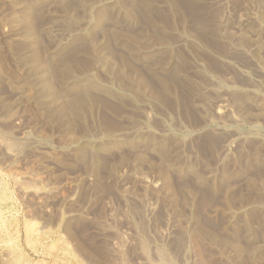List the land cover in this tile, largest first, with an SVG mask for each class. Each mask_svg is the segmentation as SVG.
<instances>
[{
  "label": "rangeland",
  "instance_id": "rangeland-1",
  "mask_svg": "<svg viewBox=\"0 0 264 264\" xmlns=\"http://www.w3.org/2000/svg\"><path fill=\"white\" fill-rule=\"evenodd\" d=\"M101 1L104 5L120 1L123 7L131 3V0H97L96 5ZM133 1V20L123 13H113L102 23V28L106 29L114 21L120 39L125 43L130 41L129 45L135 49L140 48L141 35L153 37L151 47L155 52L149 58L151 61L167 58L170 52L176 59L182 57L181 75L170 80L185 99L179 111L153 103L145 107L144 113L133 112L132 116L128 117V113L126 116L122 103H127L131 95L143 96L144 93L137 90L134 93L138 87L132 76L118 74L122 71L119 57L128 56L133 66L142 68L145 80L152 79L149 87L159 90L154 71L143 65L146 59L134 60L133 53L122 41L112 37L109 46L117 60L111 66L96 63L88 55L76 54L81 41L72 42L68 36V29L77 26L63 17L69 10L62 0H0V142H3L0 143V264L16 263L19 257L24 264H197L193 247L188 246L186 254L183 253L180 238L188 220L187 204L192 202L193 205L195 202L202 235L205 237L211 231L200 244L207 263L264 264V108L256 110L251 104V101L264 104V75L254 70L249 64L250 57L244 53L227 59L246 75L223 60L232 51L230 44L237 42L231 37L228 40L227 27L240 13L249 10L257 17L262 16L264 22V0ZM30 4L33 5L30 7ZM78 9L81 11V5ZM25 13H30L29 27L21 22ZM156 24H162L164 29ZM85 25L91 27L90 23ZM261 29L258 41L261 40L263 46L254 58L264 71V28ZM161 35L167 40L164 48L156 42L153 44ZM240 42L249 45L245 39ZM33 52L39 55L42 64H52L63 55L76 61V70L56 72L67 85L75 81L73 75L83 77L91 67L90 72L95 71L94 76L99 80L98 86L103 84L113 92L118 90L123 100L119 107L122 112L108 110V105L118 104L116 97L99 93L95 87L88 92L102 98L105 104L101 105L104 108L98 107L97 115L95 110L90 113L86 107L88 113L80 120L74 117V121L68 122L54 116L53 119L47 112L50 97L30 78L33 67L24 63ZM98 65L100 72L97 73ZM168 71L164 73L169 80L172 72ZM214 80L230 82L231 89L215 91L219 87ZM53 83L60 92L64 88L58 80ZM123 84L133 85L135 89L132 86L125 89ZM205 86L210 90L204 92ZM243 89H248V96ZM222 94L234 121L223 117L225 125L219 134H197L199 112L204 109L208 110L206 113L212 112L213 101ZM146 96L151 99L149 94ZM113 105L109 107L112 109ZM147 120L155 132H158L155 127L162 125L171 128L169 135L164 136L169 138L165 143L154 146L130 134L131 125L142 126L141 121L146 123ZM154 136L156 140L161 138L157 133ZM108 140H118L121 144L100 150L96 168L77 153L79 148L90 152L94 144ZM226 144L227 151L220 155ZM9 145L15 146L13 156L5 150L11 148ZM163 163H168L167 180L159 171ZM187 165L196 167L208 179L215 177L218 189L210 193L205 184H198L193 172L186 171L184 166ZM139 177L148 185L140 186ZM231 239L245 248L241 254L227 245Z\"/></svg>",
  "mask_w": 264,
  "mask_h": 264
},
{
  "label": "bare ground",
  "instance_id": "bare-ground-1",
  "mask_svg": "<svg viewBox=\"0 0 264 264\" xmlns=\"http://www.w3.org/2000/svg\"><path fill=\"white\" fill-rule=\"evenodd\" d=\"M23 1V0H22ZM33 1V0H32ZM217 3H220L221 0H216ZM21 2V1H20ZM104 1H101L99 5H96L97 0H73V2L70 1H66L62 0V3L65 7V9L67 8L69 10L68 13L63 14V17L66 18L67 20L72 21V23H76L75 25L77 26L76 28H70L68 29L70 31V34L68 35L69 37H71V41L72 42H77L81 41L80 46H78L76 48V54H81V55H88L87 57H89L92 60H95L94 62H103V63H107L108 66L113 65L116 62V57L114 58V52L111 49V47L109 46V39L110 37H112L113 39H117L122 41L120 39V36L118 35V33L115 31V28L113 26V22L111 23L110 26H108L106 29L102 28V23L104 21H106L107 19L111 18V16L114 15H118L120 13L125 14V16H127L129 18V20H133L134 16H133V0H131L130 4L123 7V4L120 1H116L115 3H109V2H105L106 5L103 4ZM187 2V1H186ZM26 3V1H25ZM35 3V1H34ZM28 4V3H27ZM14 5V4H13ZM33 4H30V7ZM82 7L81 11L78 9L79 7ZM146 5V4H145ZM247 5V4H246ZM15 6V5H14ZM21 9V8H20ZM64 9V11H66ZM248 9V8H247ZM25 12V11H24ZM34 12V11H32ZM82 13V14H81ZM258 13V12H257ZM32 15V14H31ZM87 18H86V17ZM118 17V16H117ZM262 16L257 17L256 13L249 10V11H243L242 13H240L237 17V19L231 23L227 28L229 29V38L228 40H231L230 37L234 40V38L237 40V43H231V50L229 52L228 55L223 57V60L225 61V63H228L229 65L233 66L237 68L240 73L245 74V72L236 67L235 63H230L229 62V57L232 58L235 54H245V56H249L251 59V62L249 63L254 70H259L263 75H264V71L263 68L260 64V62L254 58L255 54L259 55V50L261 49V47L263 46V44H261L258 39L260 38L259 34L261 33L259 30L261 29V31L264 28V22L261 19ZM114 19L116 17H113ZM112 18V19H113ZM113 19V20H114ZM264 19V18H263ZM21 22L25 23V25H27L29 27V25L31 26V17H30V13L28 14H24L21 18ZM152 22V21H151ZM67 23V22H66ZM86 23H90L91 27H86ZM255 24H257L258 26H260V29L257 28V26L255 27ZM24 25V24H22ZM24 25V26H25ZM85 25V26H84ZM162 30V24L158 25ZM42 26V25H41ZM52 27V26H51ZM54 28V27H53ZM69 28V27H67ZM29 29V28H28ZM50 29V28H49ZM58 29V28H57ZM164 29V28H163ZM66 30V29H65ZM227 30V29H225ZM61 31V29L59 30ZM100 32V35H97L96 33ZM177 32V31H176ZM68 33V32H66ZM141 40H138V45L140 46V48L135 49L133 47H131L129 45V42L127 40L128 43H125L124 41H122V45L127 47L126 49H129L133 54H131V57H133V59L136 61L142 60V59H146V63H144V66H148L149 70H152L154 72L153 76L157 79L158 83H159V90H153L149 87L151 80H145V77L143 75L142 68H140V66H133L131 64V62L129 61V59L127 58L128 56L124 55L119 57L120 63H121V68L122 71H118V74L124 73L125 75H129L132 76V78L134 79V84H136V86L138 87L137 89L134 88L133 85H130L129 87H127L125 84L124 87L131 89L132 87L135 89L134 93H137V91H142L144 93V95L142 96L140 93L139 95H131L130 93V97H128L129 99L128 102L126 103H122L123 100L122 96L119 95V92L117 91H112L110 88L104 86L103 84L100 86H98V78L96 76H94L95 71H92L91 67L88 68L87 74L83 77L80 76H76L73 75L75 77V81L70 82L68 85L66 83H62V81L60 80V78L58 77V75H56V72H58V70L61 71H67L69 68H74V65H78V63L76 61L75 64L73 62V60L71 61V59H69L68 55H66L65 57L61 56L58 59H56V61L52 64H42L41 61H39V55H37V53L33 52L31 53L30 57L25 58L24 63L25 64H29L30 66H32V71L30 74V78H32L33 82H35L38 85V89L41 90L43 93H45L46 96L50 97L47 99V103L49 106H47V112L49 114H52V117L54 116L55 118H60V119H66V121L68 122H72L74 121V117L79 118V120L81 118H84L86 116V113H88L86 111V109L89 108L90 113L93 112L95 110V114L97 115V111L100 112L99 110V106L103 105V99L98 97V96H94L92 94H90L88 92V90L92 91V88L97 89V91H99V93L101 92L102 94H107L110 97L113 96V98L116 97L118 104H114L112 103V101H110L112 104L108 105V110L112 111V112H122L121 108H119L122 103V105L124 104L126 107V110L124 112H126V116L127 113L129 114L128 117H130L131 114H133V112H141L144 113L145 107L147 105H150L153 103H157L159 105H161V107H170V109H174L176 111H179L182 108V105L185 103V99L184 96H181V94H179V92L176 90V87L174 85V83L172 84L170 82V80H174L175 78H177L178 76L181 75V70L179 69L181 66V60L182 57L176 59L177 56H175V54H173L172 52H170V54H167V58L161 59L159 61H151L149 58L150 56L154 55V52L152 47H151V37L147 36V35H141ZM36 38V37H35ZM243 39L246 40V42L249 43V45H245L243 43L240 42V40L242 41ZM33 41V38L31 39ZM59 40V39H58ZM146 40V45L144 44V41ZM166 37L161 35V37H157L153 40V44L154 42H156V44H159V46L161 47H165L167 46L165 43ZM263 42V41H262ZM35 43V41H34ZM54 43V42H53ZM57 43V42H56ZM10 44V43H9ZM32 44V42H31ZM62 44V43H61ZM64 44V43H63ZM70 44V42H69ZM53 45V44H52ZM50 45V46H52ZM172 45V44H170ZM13 46V45H12ZM10 46V47H12ZM49 46V47H50ZM134 46H136L134 44ZM157 46V45H156ZM169 46V45H168ZM188 46V45H187ZM56 47V46H55ZM71 47V46H70ZM69 47V48H70ZM73 47V46H72ZM76 47V46H75ZM63 48V46H62ZM34 49V48H33ZM52 49V48H51ZM54 49V48H53ZM52 49V50H53ZM9 50V49H8ZM51 50V53H52ZM67 50V49H66ZM65 50V51H66ZM72 50V49H71ZM12 51V50H11ZM30 51V50H29ZM229 51V50H228ZM9 52V51H8ZM28 52V51H27ZM56 52V50H55ZM128 52V51H127ZM42 53V52H41ZM50 53V54H51ZM59 53V52H57ZM12 54V53H11ZM45 54V53H44ZM178 54V53H177ZM49 55V54H48ZM73 55V54H71ZM77 56V55H76ZM148 56V57H147ZM261 56V55H260ZM15 57V56H14ZM82 57V56H81ZM130 57V56H129ZM72 58V57H71ZM75 58V57H74ZM228 58V59H227ZM260 58V57H259ZM47 59V58H46ZM77 59V58H76ZM80 59V58H79ZM116 59V60H115ZM78 60V59H77ZM80 61V60H78ZM87 61V59L85 60ZM50 62V61H49ZM53 62V60H52ZM90 62V61H89ZM236 62V61H234ZM93 63V62H92ZM185 63V62H184ZM238 63V62H237ZM81 64V63H80ZM94 64V63H93ZM92 64V66H93ZM151 64V65H150ZM240 64V63H239ZM263 64V63H262ZM85 65V64H84ZM83 65V66H84ZM90 65V64H88ZM199 65V64H198ZM87 66V65H86ZM103 66V65H102ZM115 66V65H114ZM119 66V65H118ZM249 66V65H248ZM142 67V66H141ZM81 68V67H80ZM95 68V67H94ZM251 68V67H250ZM82 69V68H81ZM96 72H100V65L96 66ZM110 69H112V67H110ZM76 70V69H75ZM78 70V69H77ZM108 70V69H107ZM114 70V69H113ZM116 70V69H115ZM171 71L172 73L170 74L172 76V78H169L168 80V76L166 77L165 75V71ZM211 70V69H210ZM73 71V70H71ZM109 71V70H108ZM168 71V72H169ZM258 71V72H259ZM257 72V73H258ZM30 73V72H28ZM70 73V72H69ZM80 73V72H79ZM86 73V72H85ZM84 73V74H85ZM117 73V72H116ZM115 73V74H116ZM78 74V73H77ZM101 74V73H99ZM206 74V73H205ZM213 74V72H212ZM26 75V74H25ZM28 75V74H27ZM65 75V74H64ZM83 75V74H82ZM97 75V74H96ZM68 76V75H67ZM120 76V75H119ZM170 76V77H171ZM208 76V75H207ZM227 76V75H225ZM242 76V75H241ZM25 77V76H24ZM23 77V78H24ZM72 77V76H71ZM73 77V78H74ZM102 77V76H101ZM104 77V76H103ZM102 77V78H103ZM106 77V76H105ZM221 77V76H219ZM245 77V76H244ZM264 77V76H263ZM15 78V77H14ZM29 78V79H30ZM63 78V76H62ZM118 78V77H116ZM124 78V77H123ZM110 79V78H109ZM121 79V78H120ZM125 79V78H124ZM130 79V78H129ZM148 79V78H147ZM212 79V78H210ZM24 80V79H23ZM54 80H58L59 83H62V85L64 86V88L62 89V91L60 92V90H58L57 88L54 87ZM102 80V79H101ZM108 80V79H106ZM213 80V79H212ZM216 81V85H218L219 88H217V92L224 90V89H231L230 88V82H223V81H219V80H214ZM259 81V80H257ZM67 82V81H66ZM127 82V79H126ZM129 82V81H128ZM2 83V82H1ZM26 83V82H25ZM106 83V82H105ZM133 83V82H132ZM153 83V82H152ZM212 83V82H211ZM224 83V84H223ZM29 84V83H28ZM121 84V83H120ZM119 84V85H120ZM35 85V84H34ZM118 85V83H117ZM56 86V85H55ZM132 86V87H131ZM252 87L255 85H251ZM28 87V86H27ZM59 87V86H58ZM131 87V88H130ZM232 87V86H231ZM30 88V87H29ZM28 88V89H29ZM212 88V87H211ZM124 89V88H123ZM221 89V90H220ZM58 90V91H57ZM122 90V88H121ZM133 90V89H132ZM137 90V91H136ZM210 90L209 87L207 88V86L203 87V91H207ZM128 91V90H127ZM227 91V90H224ZM248 89H243V93H245L248 96ZM253 91V90H252ZM251 91V92H252ZM129 92V91H128ZM127 92V93H128ZM133 92V91H132ZM146 92V93H145ZM254 92V91H253ZM95 93V91H94ZM125 93V92H124ZM32 94V93H31ZM122 94V93H120ZM147 94L150 95L151 99L146 96ZM125 95V94H124ZM123 95V96H124ZM225 94L222 95H218L219 98L217 97L214 101H213V109L212 112L210 111L209 113H206L207 111L204 109L203 111L199 112L198 117H200V120L197 121V134H209V135H215V134H219V132L223 129V117L224 118H228L231 121H234L232 117L233 115H230V108H228V104L226 99L224 98ZM108 97V96H107ZM145 97V99H144ZM190 98V97H189ZM112 99V98H111ZM247 99V98H246ZM114 100V99H113ZM109 101V100H108ZM184 101V102H183ZM247 101V100H246ZM191 102V100H190ZM189 102V103H190ZM253 102V103H251ZM250 103L253 104L255 106L256 110H262L264 108V104L262 102H254L251 101ZM88 104V105H87ZM108 104V103H106ZM212 104V103H211ZM105 105V104H104ZM103 105V106H104ZM112 106V109L109 106ZM150 105V106H152ZM158 105V106H159ZM252 105V106H253ZM103 106H101L102 108H104ZM185 106V105H184ZM88 107V108H86ZM149 107V106H148ZM167 107V108H168ZM244 107V106H243ZM106 108V109H107ZM204 108V107H203ZM230 109V110H229ZM254 109V108H252ZM196 110V109H195ZM242 110V109H241ZM170 111V110H169ZM200 111V110H199ZM39 112L41 113V109H39ZM188 112V111H187ZM85 113V115H84ZM80 114V115H78ZM114 114V113H113ZM112 114V115H113ZM116 114V113H115ZM150 114V113H148ZM234 114V113H233ZM243 114V113H242ZM117 115V114H116ZM143 115V114H142ZM92 116V115H90ZM115 116V115H114ZM132 116V115H131ZM134 116V115H133ZM53 117V119H54ZM97 117V116H96ZM95 117V118H96ZM109 117V116H108ZM117 117V116H116ZM155 117V116H154ZM102 118V116H101ZM119 118V117H118ZM124 118V117H123ZM110 119V118H109ZM112 119V117H111ZM100 120V119H99ZM120 120V119H119ZM226 120V119H225ZM84 121V119H83ZM88 121V119L86 120ZM93 121V120H92ZM102 121V120H101ZM104 121V120H103ZM111 121V120H110ZM117 121V120H115ZM128 121V120H127ZM18 122V121H17ZM85 122V121H84ZM83 122V123H84ZM99 122V121H97ZM109 122V120H108ZM136 122V121H135ZM103 122H101L102 124ZM130 123V122H128ZM132 123V122H131ZM142 126L140 125H131L128 129H130V134L132 136H139L143 141H148L149 143H152V145L157 146V144H162L165 143L169 138L168 137H164V136H168L169 133L168 131H171V128L169 126H163L162 127H155V129H158V132H155L152 128V124L150 123V120H147L146 123L142 122ZM226 123V122H225ZM242 123V122H241ZM11 124V123H10ZM93 124V123H92ZM96 124V122H95ZM113 124V123H112ZM254 124V123H253ZM86 125V124H85ZM104 125V124H102ZM128 125V124H127ZM225 125V124H224ZM99 126V125H98ZM106 126V125H105ZM109 126V125H108ZM112 126V125H111ZM124 126V125H123ZM122 126V127H123ZM84 127V126H83ZM86 127V126H85ZM93 127V126H92ZM96 127V126H95ZM100 127V126H99ZM98 127V128H99ZM107 127V126H106ZM109 128V127H108ZM124 128V127H123ZM173 128V127H172ZM103 129V127H102ZM100 129V130H102ZM236 129V128H235ZM248 129V128H247ZM109 130V129H107ZM175 130V129H174ZM15 131V130H14ZM85 131V130H84ZM97 131V130H95ZM127 131V130H126ZM178 131V130H177ZM181 131V130H180ZM256 130H254L255 132ZM88 132V131H86ZM158 134L161 138L159 140L155 139V134ZM174 133V132H173ZM89 134V133H88ZM98 134V132H97ZM95 133V136L97 135ZM116 134V133H115ZM124 134V133H123ZM85 135V134H84ZM94 135V134H93ZM92 135V136H93ZM129 135V133H128ZM126 135V136H128ZM130 135V136H131ZM171 135V134H170ZM225 135V134H224ZM250 135V134H249ZM123 136V135H122ZM172 136V135H171ZM206 136V135H205ZM97 137V136H96ZM101 137V136H100ZM86 138V137H85ZM103 138V137H102ZM122 138V137H121ZM138 138V137H137ZM159 138V137H158ZM80 139V138H79ZM101 139V138H100ZM136 139V138H135ZM252 139V138H251ZM127 140V138H126ZM207 140V139H206ZM211 141V139H209ZM233 140V139H232ZM8 141V140H7ZM85 141V140H84ZM90 141V140H88ZM229 141V140H228ZM2 142V141H1ZM0 142V143H1ZM97 142V141H95ZM114 142V143H113ZM194 142V141H193ZM3 143V142H2ZM27 143V142H26ZM93 143V142H92ZM127 143L132 144L130 141H127ZM116 144H121V141L118 140H113V141H109L107 143L105 142H98L96 144H94V146L92 147V149H90V152H87V150H84V148H79V150L77 151V153H79V155L83 158H86L89 162H91V164L96 168L98 163H99V157L97 156L100 152V150L102 149H107L108 147L112 146V145H116ZM125 144V143H124ZM7 145V144H6ZM83 145V144H82ZM89 145V144H88ZM151 145V146H152ZM168 145V144H167ZM11 146V145H9ZM152 146V147H154ZM212 146V145H211ZM2 147V146H1ZM8 146H6L7 148ZM13 145L11 146V148H7L5 150H8L7 153L10 156L15 155V150L13 148H15V146L13 147ZM81 147V146H80ZM84 147V146H83ZM150 147V146H149ZM161 147V146H160ZM207 147V146H206ZM221 148V147H220ZM27 149V148H26ZM88 149V148H87ZM228 149V144H226L225 146L222 147L221 151H220V155L224 154L225 151H227ZM109 150V149H108ZM89 151V150H88ZM99 152V153H98ZM164 153V152H163ZM6 154V153H5ZM4 154V155H5ZM7 155V154H6ZM33 155V154H32ZM100 155V154H99ZM141 155V154H140ZM163 155V154H162ZM219 156V155H218ZM137 157V156H136ZM220 157V156H219ZM12 158V157H11ZM34 158V157H33ZM168 163H163L162 166H159V171L161 172L162 176L166 178L167 180V165ZM186 171L187 170H191L193 172V174L195 175V179L198 182V184L202 185L205 184L207 190L210 193L215 192L218 187H219V182L215 181V177L208 179L209 177H205L202 173H200V171L196 170V167L192 166V165H187L184 166ZM181 169H183L182 167H179ZM97 170V169H96ZM95 170V171H96ZM166 170V171H165ZM94 171V170H93ZM185 171V172H186ZM127 172V171H126ZM212 173V172H210ZM206 174V173H205ZM94 175V174H93ZM212 176V175H210ZM138 178V177H137ZM96 180V179H95ZM94 180V181H95ZM136 180V179H135ZM138 180V179H137ZM2 181V180H1ZM98 181V180H97ZM139 185L141 186H146L148 185V183L143 179V177H139ZM1 183V182H0ZM115 184V183H114ZM197 184V183H196ZM221 185V184H220ZM128 186V185H127ZM126 187V186H125ZM101 188V187H100ZM122 188V187H121ZM202 188V187H201ZM135 189V188H134ZM229 189V188H228ZM226 189V190H228ZM129 190V189H128ZM132 190V189H131ZM188 190V189H187ZM123 192L125 190H122ZM206 191V190H205ZM132 193V191H130ZM2 193V192H1ZM0 193V194H1ZM26 193V192H25ZM129 193V192H128ZM130 194V193H129ZM230 194V193H229ZM4 195V194H3ZM2 196V194H1ZM10 196V195H9ZM132 196V195H131ZM138 196V195H137ZM229 196V195H228ZM195 197V193L192 196V198ZM201 197V196H200ZM1 198V197H0ZM203 198V197H202ZM230 198V197H229ZM3 199V198H2ZM11 199V198H10ZM53 200V199H52ZM190 200V199H189ZM191 201H195L191 200ZM204 201V200H203ZM210 201V200H209ZM1 202V201H0ZM226 202V201H224ZM203 204V203H202ZM204 204H206V201H204ZM187 208L189 210V215L188 217H186V219L188 218V220H186V226L183 227L182 231V235L180 236L181 238V245H182V251L183 253L186 254V252L188 251L187 247L188 246H192L194 249V254L196 257V261L197 264H209L207 263V261L205 260V256L202 254V249L200 247L201 244V239L205 238L206 236L211 234V231H209L210 234H207L204 237V234L202 235L201 231L199 230V224H198V219L199 217L197 216L196 212H195V202L193 205V202L191 204H187ZM215 205V204H214ZM78 206V205H77ZM206 206V205H204ZM202 206V208L204 207ZM200 207V206H199ZM205 208V207H204ZM217 208V207H216ZM225 210V209H224ZM232 210V209H231ZM230 210V211H231ZM152 211V210H151ZM228 211V210H227ZM224 212V211H223ZM2 213V210L0 209V215ZM76 213V212H75ZM77 214H79L77 212ZM12 215V214H11ZM74 215V214H73ZM72 215V216H73ZM256 215V214H255ZM71 216V215H70ZM79 216V215H78ZM248 216V215H247ZM5 217V216H4ZM233 217V216H232ZM249 217V216H248ZM3 218V217H2ZM7 218V217H6ZM13 218V217H12ZM1 219V218H0ZM228 220V219H227ZM226 220V221H227ZM12 221V220H11ZM245 221V220H244ZM250 221V220H248ZM1 222V221H0ZM201 222V221H200ZM2 223V222H1ZM11 223V222H10ZM246 223V222H245ZM4 224V223H3ZM6 226H10V225H6ZM5 226V227H6ZM201 226V224H200ZM225 226V225H224ZM236 226V225H235ZM245 226V225H244ZM252 226V225H251ZM2 227V225H1ZM70 225H67V229H69ZM102 227V226H101ZM204 227V226H203ZM203 227L201 229H203ZM5 229V228H4ZM30 229V228H28ZM99 229V228H98ZM102 229V228H101ZM206 229V228H205ZM223 229V228H222ZM228 229V228H227ZM27 230V229H26ZM31 230V229H30ZM40 230L37 228V231ZM43 230V229H42ZM41 230V231H42ZM66 230V229H65ZM70 230V229H69ZM100 230V229H99ZM103 230V229H102ZM204 230V229H203ZM3 231V230H2ZM6 231H8L6 229ZM37 231L35 232L37 234ZM208 231V230H207ZM206 231V232H207ZM226 231V230H225ZM1 232V231H0ZM39 232V231H38ZM68 232V231H67ZM31 233V232H30ZM34 233V235H35ZM103 233V232H102ZM205 233V232H204ZM223 233V232H222ZM229 233V232H228ZM12 234V233H11ZM217 234V233H216ZM224 234V233H223ZM227 234V233H226ZM225 234V235H226ZM10 235V234H9ZM8 235V237H9ZM13 235H14V231H13ZM7 237V238H8ZM6 238V239H7ZM212 238H216L214 235H212ZM1 239V237H0ZM12 239V238H11ZM32 241H35V239L31 238ZM10 241V237L8 239ZM7 240V241H8ZM179 240V239H178ZM205 240V239H204ZM210 240V239H209ZM213 240V239H212ZM246 240V239H245ZM207 241V240H206ZM215 241V240H214ZM213 241V242H214ZM237 240H230L229 242H227V245L231 246L232 249L235 250V252L238 254H241V252L243 251L242 249H245L241 246L240 243H238ZM248 241V240H247ZM205 242V241H204ZM211 242V241H210ZM6 243V242H5ZM41 243V242H40ZM183 243V244H182ZM256 243V242H255ZM10 244V243H9ZM224 244V243H223ZM80 245V244H79ZM241 246V247H240ZM248 246V245H247ZM252 246V245H251ZM144 247V246H143ZM249 247V246H248ZM247 247V248H248ZM106 248V247H105ZM246 248V249H247ZM180 249V248H179ZM204 250V249H203ZM66 251V250H65ZM205 251V250H204ZM220 251V250H219ZM11 252V251H10ZM62 252H64L62 250ZM61 253V252H60ZM11 254V253H10ZM68 254V253H66ZM7 255V254H6ZM72 255V252H71ZM213 255V254H212ZM211 255V256H212ZM8 256V255H7ZM194 256V255H193ZM238 256V255H237ZM22 257V256H21ZM194 257V258H195ZM261 257V256H260ZM259 257V258H260ZM263 257V256H262ZM13 258V257H12ZM15 260V259H14ZM16 263L13 262V264H24L23 261H20V257L18 259H16ZM23 262V263H22ZM7 264V263H6Z\"/></svg>",
  "mask_w": 264,
  "mask_h": 264
}]
</instances>
